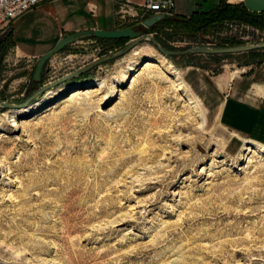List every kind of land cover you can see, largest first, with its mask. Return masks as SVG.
Returning <instances> with one entry per match:
<instances>
[{"label": "rangeland", "instance_id": "1", "mask_svg": "<svg viewBox=\"0 0 264 264\" xmlns=\"http://www.w3.org/2000/svg\"><path fill=\"white\" fill-rule=\"evenodd\" d=\"M221 2L240 3L175 0L180 15L157 31L134 27L128 15L116 24L149 32L170 51L264 42V15L204 26L180 19ZM62 3L69 10L44 13L38 31L56 24L53 14L66 21L68 5L78 4ZM101 40L66 46L33 82L38 58L16 50L11 28L0 33V103L23 104L38 88L127 43ZM137 48L138 56L129 51L16 107L41 103L36 112L1 122L0 264H264V156L242 155L251 141L232 139L217 115L219 77L251 70L264 62V50L164 61L147 42ZM146 61L154 67L144 71ZM167 62L198 104L203 128L185 92L173 87ZM100 81L104 88L88 93ZM77 83L86 86L74 100L57 96ZM10 109L0 104V119Z\"/></svg>", "mask_w": 264, "mask_h": 264}, {"label": "crops", "instance_id": "2", "mask_svg": "<svg viewBox=\"0 0 264 264\" xmlns=\"http://www.w3.org/2000/svg\"><path fill=\"white\" fill-rule=\"evenodd\" d=\"M71 9L70 17L56 24L50 30L38 31L37 22L44 13H52L53 7ZM138 4L137 1L129 0ZM114 3L111 0H49L40 3L15 19L11 36L15 48L26 58H39L51 49L57 40L77 31L119 29L113 16ZM92 12V13H90ZM192 12V11H191ZM173 14L180 15L174 6ZM221 101L218 106V122L235 141H251L264 146V62L251 70L234 77L225 72L218 79Z\"/></svg>", "mask_w": 264, "mask_h": 264}, {"label": "water", "instance_id": "3", "mask_svg": "<svg viewBox=\"0 0 264 264\" xmlns=\"http://www.w3.org/2000/svg\"><path fill=\"white\" fill-rule=\"evenodd\" d=\"M244 10L248 13H264V0H241ZM172 16L170 15H151L150 17L145 18L141 22V26L144 29H150L156 22L161 20H170ZM122 39L127 41L125 46L121 48L120 51L111 55L108 58H102L99 60H95L94 62L85 65L82 68H79L77 71L68 73L62 78L53 81L46 86H42L35 91L31 97L26 99L23 104L9 105L5 103H0L5 108H16V107H25L27 106L32 99L39 96L40 94L46 92L48 89L54 88L57 85L61 84L65 80H72L79 75L87 72L88 70L93 69L96 65L108 62L112 59L120 57L125 53L132 50V48L137 47L141 44V42H147L152 48L159 52L163 57H176V56H187L189 54L194 55H209V56H221V55H237V53H246L253 52L254 50H264V42L253 43V44H238L237 46L232 47H214V46H189V48H185L182 50H167L162 48L158 42L152 37L149 32L147 33H139L135 31L133 27H125L123 29H109V31L104 30H93V31H77L73 33L66 34L61 37V39L57 40L56 43L52 46L51 49L47 50L46 53L42 54L35 62L33 66V72L31 75V80L33 82H39L41 77V72L43 70V66L46 61L53 55L61 52L63 48L68 45L74 44L79 40H89V39Z\"/></svg>", "mask_w": 264, "mask_h": 264}, {"label": "built area", "instance_id": "4", "mask_svg": "<svg viewBox=\"0 0 264 264\" xmlns=\"http://www.w3.org/2000/svg\"><path fill=\"white\" fill-rule=\"evenodd\" d=\"M48 0H0V33L11 28L15 19L28 9ZM114 3L113 16L117 23H122L124 15L133 18L134 27L151 15H173L175 0H139L138 4L129 0H111ZM139 12L140 15H137ZM92 13V12H90ZM131 26V27H133ZM120 27V26H119Z\"/></svg>", "mask_w": 264, "mask_h": 264}, {"label": "bare ground", "instance_id": "5", "mask_svg": "<svg viewBox=\"0 0 264 264\" xmlns=\"http://www.w3.org/2000/svg\"><path fill=\"white\" fill-rule=\"evenodd\" d=\"M240 1L241 0H239V2ZM137 47L132 48L133 51L131 50L133 56H138L139 55V49ZM158 57L161 60L164 59L162 57V55H158ZM164 61H166V60L164 59ZM134 64L135 63L130 64V66L127 68V70L125 72H122L121 75H122V79L123 80H125L127 78V75H126L127 73L133 72L135 70V65ZM144 64L145 65H144V67L142 69L144 71H147L150 68L154 67V64H151L150 62H147V61ZM166 65H167V68L170 70V74H172V76H174V78H175L174 81L176 82V85H174L173 87L175 88V90H179V91H184L185 92V97L187 98L186 100H187V102H189L187 105L194 106L192 109H194V111L196 110V113L200 117V121H201V122H199V128H203V126H204V117L202 115V112L199 109L198 104L196 102H194L193 99L188 94L189 92L186 89V87H185L184 83L182 82V80L180 79L178 71L175 68H173L172 65L169 64L168 62L166 63ZM151 79H153V78H151ZM85 86H86V84H84V83H82V84L81 83H77V84H72V85L66 86V88L64 90L58 92L57 96L60 97L64 93L65 94L67 93V96H70V97L67 100H65V102L72 101L77 96H79V94H82V93H80V91L82 89H84ZM104 86H105L104 85V82L103 81H100V82L96 83V86L94 87L97 90H94V91H91V92H88V93H91V94L92 93H99V91H101L104 88ZM75 92H78V93H75ZM114 92H116V90L114 91L113 89H111V93L104 94L103 95L104 96L103 99H110L112 97V95H113ZM67 96H66V98H67ZM40 106H41V103H37V104H35V106H30L28 108H22V109L21 108H19V109L18 108H12V109H10L8 112L4 113L1 116V119H0V128L2 127L1 122L3 120H7L8 123H9V118L14 119L16 117V115H19V114H31L33 112H36L37 109ZM246 153H248V154L253 153L254 155L264 156V148H262L261 146H258L256 144H254V143H251V142H245V144H244V146L242 148V155H244Z\"/></svg>", "mask_w": 264, "mask_h": 264}, {"label": "trees", "instance_id": "6", "mask_svg": "<svg viewBox=\"0 0 264 264\" xmlns=\"http://www.w3.org/2000/svg\"><path fill=\"white\" fill-rule=\"evenodd\" d=\"M261 15H264V13L246 12L241 3H236V5H233V4H226L225 2H221L215 8L204 11V13L192 12L190 16H188L187 18H180V19H182V22H185L186 24H188V22L189 24L193 22L194 24L198 23L199 25L201 24V26H204V24L206 23H218L219 24L221 21L222 22L228 21V22H233V23H236L238 21L245 22V23H252V21H255L256 17H259ZM172 19L158 21L148 30L152 31L154 29L156 30L157 28L159 30V28L163 26L164 24H169L172 21ZM189 27L191 28V25ZM97 40H101V39H97ZM116 41H121V43H125L126 39L125 40L118 39ZM155 41L160 44L158 39L157 40L155 39ZM223 41L224 42L222 43L230 44V45L238 43V41L235 42L232 40H223Z\"/></svg>", "mask_w": 264, "mask_h": 264}]
</instances>
